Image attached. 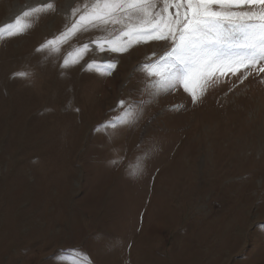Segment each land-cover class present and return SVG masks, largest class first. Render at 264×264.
I'll use <instances>...</instances> for the list:
<instances>
[{
  "label": "rangeland",
  "instance_id": "374dc122",
  "mask_svg": "<svg viewBox=\"0 0 264 264\" xmlns=\"http://www.w3.org/2000/svg\"><path fill=\"white\" fill-rule=\"evenodd\" d=\"M30 2L0 0V25ZM54 2L0 38V264H264L262 77L196 103L159 91L140 66L164 42L90 45L65 67L102 33L37 51L70 24ZM121 99L132 114L105 128Z\"/></svg>",
  "mask_w": 264,
  "mask_h": 264
},
{
  "label": "snow or ice",
  "instance_id": "6c2138e0",
  "mask_svg": "<svg viewBox=\"0 0 264 264\" xmlns=\"http://www.w3.org/2000/svg\"><path fill=\"white\" fill-rule=\"evenodd\" d=\"M55 10L54 0L30 2L12 22L0 25V38L23 34L30 18ZM65 12L70 24L37 51L50 46L58 51L61 43L77 33H102L83 43L71 61L65 59V67L77 63L90 45L101 52L124 53L134 45L164 42L162 51H153L140 66L159 91L183 88L196 103L229 74H239L240 83L254 73L264 80V0H70ZM106 64L108 69L116 67L113 61ZM87 67L91 69L92 64ZM118 107L123 112L105 128L127 123L133 105L121 99Z\"/></svg>",
  "mask_w": 264,
  "mask_h": 264
}]
</instances>
